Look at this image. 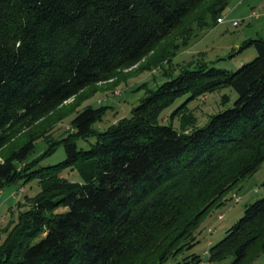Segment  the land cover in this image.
Returning a JSON list of instances; mask_svg holds the SVG:
<instances>
[{"label":"trees","instance_id":"16d2710c","mask_svg":"<svg viewBox=\"0 0 264 264\" xmlns=\"http://www.w3.org/2000/svg\"><path fill=\"white\" fill-rule=\"evenodd\" d=\"M228 1L0 0V152L19 127L134 66L188 18L217 21ZM248 45L257 53L237 70L186 66L104 130L93 127L100 108L87 106L56 146L32 157L30 136L0 155V189L40 186L0 244V264H162L194 246L203 217L264 160V38ZM222 86L237 97L203 125L161 121L177 99ZM263 250L264 196L207 251L250 264Z\"/></svg>","mask_w":264,"mask_h":264},{"label":"rangeland","instance_id":"374dc122","mask_svg":"<svg viewBox=\"0 0 264 264\" xmlns=\"http://www.w3.org/2000/svg\"><path fill=\"white\" fill-rule=\"evenodd\" d=\"M220 16L222 22L208 14L205 23L193 20V17L188 18L134 66L119 70L113 78L88 86L31 127H19V132H14L0 155L30 136L36 137L32 157L56 146L63 136L73 131L71 119L87 106L100 108L102 116L93 127L104 130L120 118L128 117L149 88H155L186 66L204 64L207 67L237 70L257 53L253 45L241 48L243 43L250 39L264 38V0H229ZM224 95H227V101H223ZM188 96L177 99L165 108L161 121L172 123L178 129H189L192 124L201 126L211 114L232 106L237 94L231 86H222L194 99L188 100ZM55 160L57 158L49 161ZM63 175L71 180L77 179L75 170H66ZM39 188V181L32 180L26 183L16 181L0 189V244L8 229L13 226L18 211L28 206L26 197L33 196ZM263 196L264 160L253 173L225 194L224 203L213 207L203 217L195 232L196 244L162 264L181 263L191 253L199 255L201 259L190 264H229L231 258L209 261L207 250L239 220L247 204ZM250 264H264V250Z\"/></svg>","mask_w":264,"mask_h":264},{"label":"built area","instance_id":"2783aa9c","mask_svg":"<svg viewBox=\"0 0 264 264\" xmlns=\"http://www.w3.org/2000/svg\"><path fill=\"white\" fill-rule=\"evenodd\" d=\"M217 21H218V22H222V21H223V18L220 17V18L217 19ZM234 23H236V21H234Z\"/></svg>","mask_w":264,"mask_h":264}]
</instances>
